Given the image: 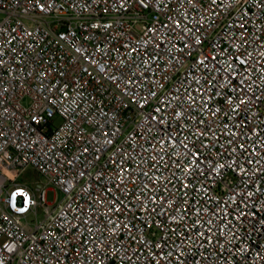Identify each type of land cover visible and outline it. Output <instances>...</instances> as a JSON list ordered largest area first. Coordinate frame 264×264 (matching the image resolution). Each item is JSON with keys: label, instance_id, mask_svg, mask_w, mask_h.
Segmentation results:
<instances>
[{"label": "built area", "instance_id": "built-area-1", "mask_svg": "<svg viewBox=\"0 0 264 264\" xmlns=\"http://www.w3.org/2000/svg\"><path fill=\"white\" fill-rule=\"evenodd\" d=\"M0 16V264H264V0Z\"/></svg>", "mask_w": 264, "mask_h": 264}, {"label": "rangeland", "instance_id": "rangeland-1", "mask_svg": "<svg viewBox=\"0 0 264 264\" xmlns=\"http://www.w3.org/2000/svg\"><path fill=\"white\" fill-rule=\"evenodd\" d=\"M1 19V16H0ZM38 179L41 180L43 182H45V178L40 176L37 172H35L33 169L28 168L25 173H23L20 177L19 180H28V179ZM63 197V194L60 191L54 190L52 185L48 186V191H47V201L48 202H54L57 203L58 201H60ZM44 213L41 211V209H38L37 213H31L27 220L28 222H30L31 224L36 223L37 221L41 220L44 215Z\"/></svg>", "mask_w": 264, "mask_h": 264}]
</instances>
